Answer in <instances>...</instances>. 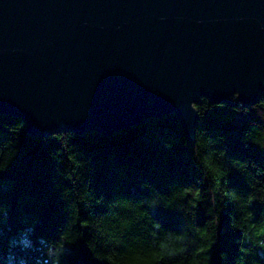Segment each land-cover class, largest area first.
Instances as JSON below:
<instances>
[{
	"label": "trees",
	"instance_id": "16d2710c",
	"mask_svg": "<svg viewBox=\"0 0 264 264\" xmlns=\"http://www.w3.org/2000/svg\"><path fill=\"white\" fill-rule=\"evenodd\" d=\"M106 135L0 113V264H264V96Z\"/></svg>",
	"mask_w": 264,
	"mask_h": 264
},
{
	"label": "water",
	"instance_id": "95a60500",
	"mask_svg": "<svg viewBox=\"0 0 264 264\" xmlns=\"http://www.w3.org/2000/svg\"><path fill=\"white\" fill-rule=\"evenodd\" d=\"M264 96V0H0V113L110 135Z\"/></svg>",
	"mask_w": 264,
	"mask_h": 264
}]
</instances>
